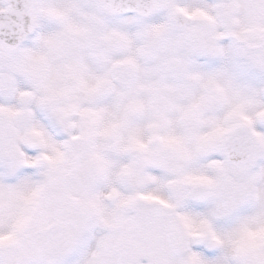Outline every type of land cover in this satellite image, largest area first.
<instances>
[{"label": "snow or ice", "instance_id": "6c2138e0", "mask_svg": "<svg viewBox=\"0 0 264 264\" xmlns=\"http://www.w3.org/2000/svg\"><path fill=\"white\" fill-rule=\"evenodd\" d=\"M0 264H264V0H0Z\"/></svg>", "mask_w": 264, "mask_h": 264}]
</instances>
